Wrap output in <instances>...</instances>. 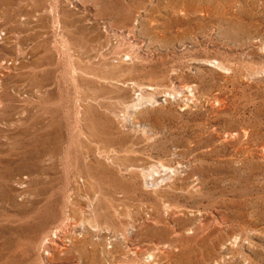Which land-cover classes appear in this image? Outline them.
<instances>
[{"label":"rangeland","instance_id":"374dc122","mask_svg":"<svg viewBox=\"0 0 264 264\" xmlns=\"http://www.w3.org/2000/svg\"><path fill=\"white\" fill-rule=\"evenodd\" d=\"M0 264H264V0H0Z\"/></svg>","mask_w":264,"mask_h":264},{"label":"bare ground","instance_id":"6f19581e","mask_svg":"<svg viewBox=\"0 0 264 264\" xmlns=\"http://www.w3.org/2000/svg\"><path fill=\"white\" fill-rule=\"evenodd\" d=\"M114 42H116V44H114ZM118 45V40L116 39V38H114V39H111V40H108L107 42H106V44H105V47L106 48H108V49H113L115 46H117ZM111 59L113 60V62H116V63H121L122 61H123V56H121V55H115V54H113L112 56H111ZM148 173V172H147ZM151 173H152V171H151ZM148 176H150V174L148 175ZM147 176V177H148ZM131 226H133V225H131ZM63 228V227H62ZM66 232V231H65ZM63 232L62 231H56V232H53V234H52V237L49 239L48 238V243H50V242H52L53 241V238H56V239H59V235L60 234H62ZM50 237V236H49Z\"/></svg>","mask_w":264,"mask_h":264}]
</instances>
